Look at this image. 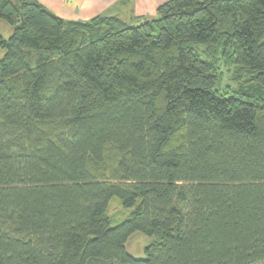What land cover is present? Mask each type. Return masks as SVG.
Returning <instances> with one entry per match:
<instances>
[{
    "label": "trees",
    "instance_id": "16d2710c",
    "mask_svg": "<svg viewBox=\"0 0 264 264\" xmlns=\"http://www.w3.org/2000/svg\"><path fill=\"white\" fill-rule=\"evenodd\" d=\"M0 22V264H264V0Z\"/></svg>",
    "mask_w": 264,
    "mask_h": 264
},
{
    "label": "crops",
    "instance_id": "0c3cea01",
    "mask_svg": "<svg viewBox=\"0 0 264 264\" xmlns=\"http://www.w3.org/2000/svg\"><path fill=\"white\" fill-rule=\"evenodd\" d=\"M54 14L66 19L67 14L74 13L73 20L89 21L103 13L118 15L125 20H145L147 16H153L160 3L156 0H39ZM122 1V2H121ZM122 4V10L114 9L118 3ZM110 12V13H108ZM72 18V17H71ZM70 20V19H67Z\"/></svg>",
    "mask_w": 264,
    "mask_h": 264
},
{
    "label": "rangeland",
    "instance_id": "374dc122",
    "mask_svg": "<svg viewBox=\"0 0 264 264\" xmlns=\"http://www.w3.org/2000/svg\"><path fill=\"white\" fill-rule=\"evenodd\" d=\"M157 2L160 3V5L168 0H156ZM122 2V1H121ZM118 3L116 5V7H114V9H120L122 10V4ZM110 13V12H108ZM156 13V14H154ZM102 14H105L102 12ZM153 16H147V19L153 18L157 15V11L153 12ZM66 17V19H70L73 20L74 18V13L70 16V15H66L64 16ZM72 17V18H71ZM125 21L129 24V25H138L139 23H141V20L138 19H134L131 20L129 18H125ZM0 28L2 30V32L4 33L5 36H9L11 34V30H9V27L7 26V24L1 23L0 22ZM198 53L205 59H210L213 60L215 62L216 68L218 73L220 74V82H219V88L221 90H232L233 88H235L236 86V82H235V66L232 65L231 63H227L225 58L223 57V55L221 54V52L218 53V55L215 58H210L206 52V48L205 47H198L197 48ZM3 51L0 50V56L3 55L2 53ZM112 212H118L117 214H119L118 216H116L118 219L122 218L124 216V213L121 211V209H114L112 210ZM120 212V213H119ZM152 240L151 237H148L147 235H145L142 232H135L130 239L128 240L127 243V247L129 249V251L135 256V257H145V247L147 246V244Z\"/></svg>",
    "mask_w": 264,
    "mask_h": 264
}]
</instances>
